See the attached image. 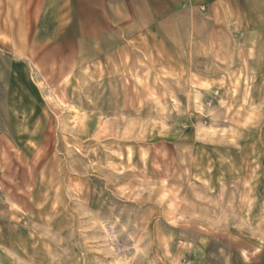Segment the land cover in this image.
Segmentation results:
<instances>
[{
	"label": "rangeland",
	"instance_id": "obj_1",
	"mask_svg": "<svg viewBox=\"0 0 264 264\" xmlns=\"http://www.w3.org/2000/svg\"><path fill=\"white\" fill-rule=\"evenodd\" d=\"M239 8L39 70L42 132L0 134L22 264H264V6Z\"/></svg>",
	"mask_w": 264,
	"mask_h": 264
},
{
	"label": "crops",
	"instance_id": "obj_2",
	"mask_svg": "<svg viewBox=\"0 0 264 264\" xmlns=\"http://www.w3.org/2000/svg\"><path fill=\"white\" fill-rule=\"evenodd\" d=\"M256 4L264 0H0V134H8V147H20L42 132L39 70L66 68L60 62L80 54L89 60L138 50L140 39L171 45L187 39L198 14L238 20L239 6ZM0 264H22L1 240Z\"/></svg>",
	"mask_w": 264,
	"mask_h": 264
}]
</instances>
